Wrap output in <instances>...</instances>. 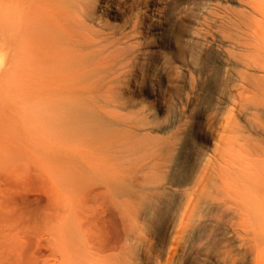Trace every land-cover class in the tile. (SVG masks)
<instances>
[{
	"label": "bare ground",
	"instance_id": "bare-ground-1",
	"mask_svg": "<svg viewBox=\"0 0 264 264\" xmlns=\"http://www.w3.org/2000/svg\"><path fill=\"white\" fill-rule=\"evenodd\" d=\"M241 252L264 264V0H0V264Z\"/></svg>",
	"mask_w": 264,
	"mask_h": 264
},
{
	"label": "rangeland",
	"instance_id": "rangeland-1",
	"mask_svg": "<svg viewBox=\"0 0 264 264\" xmlns=\"http://www.w3.org/2000/svg\"><path fill=\"white\" fill-rule=\"evenodd\" d=\"M216 243H217L216 245H219L221 243V239L218 238ZM229 249H230V247L227 248V250H229ZM236 257H239V259L241 260V264H248L246 257H250V256L246 252H241L239 255H236Z\"/></svg>",
	"mask_w": 264,
	"mask_h": 264
}]
</instances>
